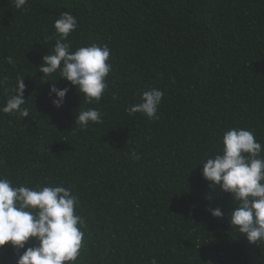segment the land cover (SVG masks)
I'll return each instance as SVG.
<instances>
[{
	"label": "trees",
	"instance_id": "trees-1",
	"mask_svg": "<svg viewBox=\"0 0 264 264\" xmlns=\"http://www.w3.org/2000/svg\"><path fill=\"white\" fill-rule=\"evenodd\" d=\"M65 11L78 21L73 50H111L99 103H85L58 72H38ZM4 77L0 107L23 78L29 117L0 112V178L72 189L85 218L75 264H264V242L232 227L231 194L211 188L197 165L229 128L264 145V0H27L22 9L0 0ZM48 79L69 89L59 108ZM153 87L164 92L159 118L130 115ZM88 108L103 122L81 129L76 115ZM215 208L225 215L212 217ZM18 255L5 245L0 264Z\"/></svg>",
	"mask_w": 264,
	"mask_h": 264
},
{
	"label": "clouds",
	"instance_id": "clouds-1",
	"mask_svg": "<svg viewBox=\"0 0 264 264\" xmlns=\"http://www.w3.org/2000/svg\"><path fill=\"white\" fill-rule=\"evenodd\" d=\"M13 2L17 9L27 4V0ZM77 27L76 16L67 11L60 14L54 21L58 38L52 53L42 57L38 72L46 77L58 72L59 78L79 89L85 103H99L112 70L111 50L106 44L95 43L73 50L68 37ZM7 60L12 63L11 57ZM6 80L0 79V86ZM49 80L54 82L49 96L54 97L53 106L59 108L69 89L57 88V79ZM25 89L23 78H17L14 94L0 107V112L29 117L28 109L22 107L26 103ZM163 96L162 90L149 88L141 93V102L126 111L130 115L142 113L149 120L158 119ZM89 122L102 123L101 112L95 108L81 110L74 123L83 129ZM220 143L219 152L197 163L202 166V177L211 188L231 194L236 205L228 214L232 227L244 234L249 243L264 242V145L256 141L251 130L235 127L223 132ZM132 158L138 161L140 155L133 152ZM79 203L72 189L62 185L15 186L10 179L0 178V256L8 245L19 253L16 264H75L84 247L85 218L76 211ZM208 211L215 218L225 215L220 208ZM150 264H157L156 258Z\"/></svg>",
	"mask_w": 264,
	"mask_h": 264
}]
</instances>
